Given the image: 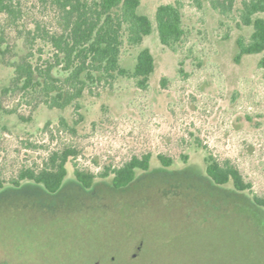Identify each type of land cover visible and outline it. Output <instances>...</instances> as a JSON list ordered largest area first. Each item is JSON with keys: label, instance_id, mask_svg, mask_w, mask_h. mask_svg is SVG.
<instances>
[{"label": "rangeland", "instance_id": "374dc122", "mask_svg": "<svg viewBox=\"0 0 264 264\" xmlns=\"http://www.w3.org/2000/svg\"><path fill=\"white\" fill-rule=\"evenodd\" d=\"M174 1L142 0L140 11L154 19L161 3ZM22 2L25 23L53 24L52 11L37 0ZM183 12L188 33L178 51L164 47L157 30L145 38L142 47L156 61L149 87L118 78L86 92L81 119L72 106L34 108L19 103L20 92L3 93L13 77L5 63L24 53L20 35L7 30L11 52L5 59L0 54V178L41 167L51 150L66 145L79 156L67 164L58 194L0 198V264H90L97 256L93 263L118 257L117 264H264V227L237 204L210 195L234 188L214 186L205 161L209 153L230 159L264 195L263 54L236 60L238 39L253 32L238 24L236 8L224 15L210 0L202 8L186 1ZM5 21L0 12V24ZM137 52L127 51L123 65L132 68ZM61 117L76 132L60 126ZM147 153L150 169H138L128 187L115 189L113 174L100 176ZM159 154L172 164L163 165ZM74 163L99 175L88 195L75 180ZM251 197L245 192L243 199L251 203Z\"/></svg>", "mask_w": 264, "mask_h": 264}, {"label": "trees", "instance_id": "16d2710c", "mask_svg": "<svg viewBox=\"0 0 264 264\" xmlns=\"http://www.w3.org/2000/svg\"><path fill=\"white\" fill-rule=\"evenodd\" d=\"M22 1L0 0V12L6 15L5 23L0 24L1 56L5 59L11 52L9 28L20 35L24 46V53L17 60L5 63L13 68V77L3 93L20 92L19 103L34 108L72 106L80 119L83 117L80 99L86 92L95 94L100 87L113 86L118 78L133 79L139 88L147 89L156 61L151 49L142 47L145 38L157 30L164 47L178 51L188 33L183 12L185 2L203 7V0L161 3L153 19L140 11L142 0H37L45 12L52 11L53 24L49 26L44 19L32 21L33 25L25 23ZM210 3L224 15L236 8L238 24L253 26L249 38L238 39L236 60L244 55L262 53L258 65L264 69V0H210ZM132 49L138 52L134 66L129 68L122 62L124 54ZM59 124L76 132L65 117L60 118ZM49 126L50 121L45 128ZM78 156L79 150L73 145L51 150L41 167L23 166L16 176L0 178V198L9 192L17 196L58 194L69 173L67 164ZM151 158V153L133 156L122 166L107 167L100 176L113 174L115 189L128 187L136 179L138 169H150ZM158 158L165 166L173 162L163 154ZM205 161L207 178L214 186L221 188L231 183L234 188L233 193L210 195L216 196L221 203L237 204L252 214L255 225L264 227V195L253 191L252 182L245 180L230 159L219 161L209 153ZM74 165L77 184L90 194L99 175L81 169L77 163ZM245 192L252 194L251 203L243 199ZM109 263L117 264L118 257Z\"/></svg>", "mask_w": 264, "mask_h": 264}, {"label": "water", "instance_id": "95a60500", "mask_svg": "<svg viewBox=\"0 0 264 264\" xmlns=\"http://www.w3.org/2000/svg\"><path fill=\"white\" fill-rule=\"evenodd\" d=\"M142 247H143V241L141 240V241H139V242L137 243V246H136V248H135V250H134L132 256H133V257L138 256V254L141 252ZM114 258H115V257H113V259H114ZM94 264H101V260H100V259L97 260Z\"/></svg>", "mask_w": 264, "mask_h": 264}]
</instances>
